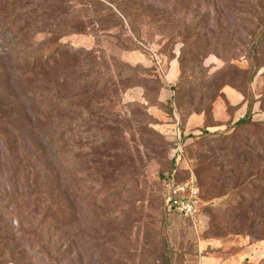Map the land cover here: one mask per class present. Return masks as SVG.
<instances>
[{
    "label": "rangeland",
    "instance_id": "374dc122",
    "mask_svg": "<svg viewBox=\"0 0 264 264\" xmlns=\"http://www.w3.org/2000/svg\"><path fill=\"white\" fill-rule=\"evenodd\" d=\"M124 2L0 0V264H264L263 152L221 140L247 104L264 122L262 1ZM175 166L193 221L166 208Z\"/></svg>",
    "mask_w": 264,
    "mask_h": 264
},
{
    "label": "trees",
    "instance_id": "16d2710c",
    "mask_svg": "<svg viewBox=\"0 0 264 264\" xmlns=\"http://www.w3.org/2000/svg\"><path fill=\"white\" fill-rule=\"evenodd\" d=\"M124 6L127 8V11L129 12V14H131V16H135L136 18H140L141 17V14L139 12V7L136 8V3H133L132 4V0H124ZM260 1V0H259ZM262 1V5L264 7V0H261ZM127 14V15H123L125 18L129 17L131 18V16ZM134 29V28H133ZM191 32H192V29H191ZM192 35V33H191ZM191 36L189 35L186 39H185V43H188V40ZM260 40H258L257 42L254 43V46H253V53L255 56H253V65H255L256 67H259L260 68V65L258 64L259 63V59H258V56L256 54V51L258 49V47H260V45L263 43L264 41V38L261 37L259 38ZM251 50V51H252ZM48 59V58H47ZM46 59V60H47ZM30 64L32 67H35V66H39L41 65L40 61L41 59L37 56L36 58H33L32 60H30ZM260 70V69H259ZM190 106L193 108L196 107V104H190ZM254 106L250 105V104H247V112L245 114L244 117L240 118L237 122L235 123H230V125H228L227 127V130L232 129L234 131H238L239 130V134L238 135H235V134H228L227 130L224 131V132H221V133H225V134H222L221 136V140L223 141L224 145H230L231 146H237V145H240V144H243V143H246V148H247V151L251 152V148L249 147L248 143L250 142V137H255L256 138V141L259 143L260 145V150L261 152H263V156H264V122H255L254 119ZM206 132H208L206 130ZM219 131H216L214 133H217ZM152 133H154L155 135V132L152 131ZM209 133V132H208ZM212 133V132H210ZM51 141H52V138H51ZM54 141V140H53ZM68 156L71 155V152L69 151L68 149ZM259 153V160H261L262 162L264 161L263 159H261L260 155V151L258 152ZM258 153H255V154H258ZM257 155H255L256 157ZM61 156H57L58 160L60 159ZM256 159H252V162L255 161ZM251 162V163H252ZM200 170H199V175L204 179L205 181V184L206 186L215 191L216 189H218L216 187V182H218L214 175L217 174L218 176H221L219 174V172H216L214 168H212L211 164H209V162L203 157L201 156L200 157ZM180 173V170L178 169L177 166H175L168 174L167 176H164V184L166 183H177L176 180H174L175 178H177V176L179 175ZM242 178H240V180H242ZM55 180H56V177H55ZM54 182H51L49 185H48V188L45 187V186H42L41 184L37 183V184H34L32 183L31 184V192L29 193V196H35L38 194V196L36 197L39 198V202L37 203L38 205L40 206H36V210L34 211V213L38 212L39 210H41L42 208L44 210H49L50 208H53V205L51 203V200H52V196L51 195L52 193H55L56 192V189H57V185L54 187H52L51 185H54L53 184ZM165 186V185H164ZM198 186H199V189H200V198L202 197L201 195V192L203 191L202 190V187H201V184L200 182L198 183ZM224 187V186H223ZM52 190V192H50ZM28 194V193H27ZM203 199L201 198V204L203 203L202 201ZM69 202H71V200L69 199L68 200ZM71 207L73 206V204H70ZM50 207V208H49ZM169 212V211H168ZM175 216H178V217H181L175 213H172V212H169ZM201 213V208L199 210V213L198 215ZM222 215V214H221ZM1 218V217H0ZM183 218V217H182ZM184 219H187V218H184ZM187 220H190V219H187ZM220 220V216L219 215H216L215 216V221H218ZM1 220H0V231H1ZM217 229L218 226H217ZM1 237V241L5 238L4 236H0Z\"/></svg>",
    "mask_w": 264,
    "mask_h": 264
},
{
    "label": "built area",
    "instance_id": "2783aa9c",
    "mask_svg": "<svg viewBox=\"0 0 264 264\" xmlns=\"http://www.w3.org/2000/svg\"><path fill=\"white\" fill-rule=\"evenodd\" d=\"M165 203L169 212L194 220L200 210V189L198 181L192 177L184 183L165 184Z\"/></svg>",
    "mask_w": 264,
    "mask_h": 264
},
{
    "label": "crops",
    "instance_id": "0c3cea01",
    "mask_svg": "<svg viewBox=\"0 0 264 264\" xmlns=\"http://www.w3.org/2000/svg\"><path fill=\"white\" fill-rule=\"evenodd\" d=\"M235 95L239 98L238 94H235ZM240 102H241V101H240ZM240 102L238 103V105L240 104ZM235 107H237V104H236ZM246 107H247V106H246ZM240 108H243V106H240ZM240 108H239V110H240ZM242 110L244 111L243 114H241L239 118L235 119L233 123L237 122L240 118H242V117L245 116V114H246V112H247V108H245V110H244V108H243V109H241V111H242ZM196 121H198V122L201 124V123H204L205 118H204L203 116H197V118H195L194 116L191 117V118L188 120V127H189V129H191L192 125H193ZM199 123H198V124H199Z\"/></svg>",
    "mask_w": 264,
    "mask_h": 264
}]
</instances>
